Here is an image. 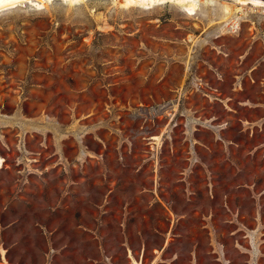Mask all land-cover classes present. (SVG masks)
<instances>
[{"label":"rangeland","instance_id":"1","mask_svg":"<svg viewBox=\"0 0 264 264\" xmlns=\"http://www.w3.org/2000/svg\"><path fill=\"white\" fill-rule=\"evenodd\" d=\"M223 1L0 11V264L264 247V6Z\"/></svg>","mask_w":264,"mask_h":264},{"label":"bare ground","instance_id":"2","mask_svg":"<svg viewBox=\"0 0 264 264\" xmlns=\"http://www.w3.org/2000/svg\"><path fill=\"white\" fill-rule=\"evenodd\" d=\"M51 0H0V11L13 8L18 6L19 4L29 3L34 4L35 6H46L48 2ZM68 1L70 4L72 3H81L85 2L86 0H65ZM116 3L122 7H129L140 5L145 8H152L155 5L164 4V3H172L178 5L179 7L184 8L189 15L195 14L197 9L199 8L200 3H209L213 0L205 1V0H115ZM232 1V3L228 2ZM34 2V3H33ZM246 4H253L255 6H264L263 0H224L221 3V11H222V18L228 19L232 16L233 12L236 11V5H241L242 7ZM239 8L238 10H240ZM192 40L191 37H189ZM134 264H138V262H134Z\"/></svg>","mask_w":264,"mask_h":264},{"label":"crops","instance_id":"3","mask_svg":"<svg viewBox=\"0 0 264 264\" xmlns=\"http://www.w3.org/2000/svg\"><path fill=\"white\" fill-rule=\"evenodd\" d=\"M253 251H255L254 254H252ZM248 255L249 257L244 260L246 264H264V247H261V249L256 248V250L251 248L248 251ZM214 259L219 262V258L217 256H215ZM219 264H231V261H224L223 263L220 262Z\"/></svg>","mask_w":264,"mask_h":264},{"label":"water","instance_id":"4","mask_svg":"<svg viewBox=\"0 0 264 264\" xmlns=\"http://www.w3.org/2000/svg\"><path fill=\"white\" fill-rule=\"evenodd\" d=\"M264 1V0H263Z\"/></svg>","mask_w":264,"mask_h":264}]
</instances>
